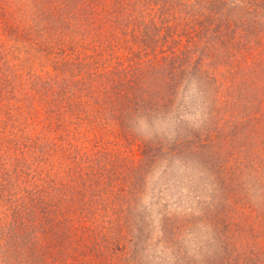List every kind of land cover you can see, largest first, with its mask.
<instances>
[{"label": "rangeland", "instance_id": "374dc122", "mask_svg": "<svg viewBox=\"0 0 264 264\" xmlns=\"http://www.w3.org/2000/svg\"><path fill=\"white\" fill-rule=\"evenodd\" d=\"M0 264H264V0H0Z\"/></svg>", "mask_w": 264, "mask_h": 264}]
</instances>
